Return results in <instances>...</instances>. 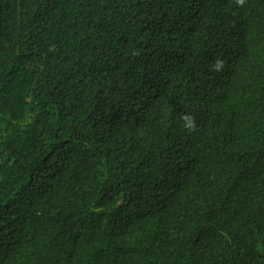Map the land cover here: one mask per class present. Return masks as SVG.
I'll use <instances>...</instances> for the list:
<instances>
[{"label": "trees", "instance_id": "16d2710c", "mask_svg": "<svg viewBox=\"0 0 264 264\" xmlns=\"http://www.w3.org/2000/svg\"><path fill=\"white\" fill-rule=\"evenodd\" d=\"M0 264H264V0H0Z\"/></svg>", "mask_w": 264, "mask_h": 264}, {"label": "clouds", "instance_id": "9594fccd", "mask_svg": "<svg viewBox=\"0 0 264 264\" xmlns=\"http://www.w3.org/2000/svg\"><path fill=\"white\" fill-rule=\"evenodd\" d=\"M237 3L242 5V4H243V0H237ZM223 66H224V62H223L222 60L217 59V61L215 62V65H214V69H215L216 71H221V70L223 69ZM194 128H195V120H194V118H193L192 121H191V126L188 127L187 130L192 131ZM201 162H202V163H199V161H197V162H193V164H194L197 168H199L198 164H199V165H202V166H203L205 163L207 164V162H204V160L201 161Z\"/></svg>", "mask_w": 264, "mask_h": 264}]
</instances>
